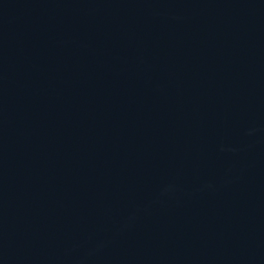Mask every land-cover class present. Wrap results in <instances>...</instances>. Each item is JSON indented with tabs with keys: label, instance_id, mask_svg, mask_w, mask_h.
I'll return each mask as SVG.
<instances>
[{
	"label": "water",
	"instance_id": "obj_1",
	"mask_svg": "<svg viewBox=\"0 0 264 264\" xmlns=\"http://www.w3.org/2000/svg\"><path fill=\"white\" fill-rule=\"evenodd\" d=\"M0 264H264V0H0Z\"/></svg>",
	"mask_w": 264,
	"mask_h": 264
}]
</instances>
